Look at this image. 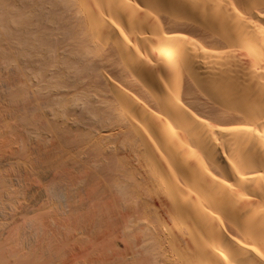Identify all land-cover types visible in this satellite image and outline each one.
<instances>
[{"label": "bare ground", "instance_id": "1", "mask_svg": "<svg viewBox=\"0 0 264 264\" xmlns=\"http://www.w3.org/2000/svg\"><path fill=\"white\" fill-rule=\"evenodd\" d=\"M0 264H264V0H0Z\"/></svg>", "mask_w": 264, "mask_h": 264}]
</instances>
